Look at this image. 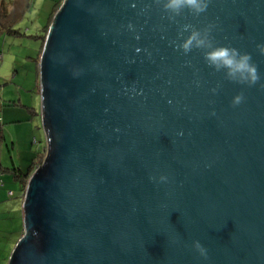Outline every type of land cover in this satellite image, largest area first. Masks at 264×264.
Masks as SVG:
<instances>
[{
	"label": "water",
	"instance_id": "water-1",
	"mask_svg": "<svg viewBox=\"0 0 264 264\" xmlns=\"http://www.w3.org/2000/svg\"><path fill=\"white\" fill-rule=\"evenodd\" d=\"M183 24H212L261 81H226L174 48ZM261 42L264 0H209L174 21L154 0H63L38 63L48 152L7 264H264Z\"/></svg>",
	"mask_w": 264,
	"mask_h": 264
},
{
	"label": "rangeland",
	"instance_id": "rangeland-1",
	"mask_svg": "<svg viewBox=\"0 0 264 264\" xmlns=\"http://www.w3.org/2000/svg\"><path fill=\"white\" fill-rule=\"evenodd\" d=\"M59 1L0 0V215L10 222L22 211V197L21 186L7 169L24 168L33 149L46 142L36 58L42 27L52 23ZM17 239L18 232L0 230V264H7Z\"/></svg>",
	"mask_w": 264,
	"mask_h": 264
},
{
	"label": "clouds",
	"instance_id": "clouds-1",
	"mask_svg": "<svg viewBox=\"0 0 264 264\" xmlns=\"http://www.w3.org/2000/svg\"><path fill=\"white\" fill-rule=\"evenodd\" d=\"M163 10L169 21H174L185 10L194 16L206 12L209 6V0H154ZM213 25L209 24L203 28H197L191 24H183L177 32V39L173 40L172 46L187 56L193 49L200 50L204 62L215 72L222 73L223 79L237 84L252 86L261 81V73L252 59L250 53L240 49L227 46L216 45L213 43L210 33ZM257 50L264 55V42L257 44ZM220 87L217 83L210 91L215 94ZM242 92H237L231 98L233 106L239 105L244 100ZM178 135L182 133H177ZM157 182L166 183L168 177L159 175L149 177ZM192 248L200 257L207 259V249L199 240L192 241Z\"/></svg>",
	"mask_w": 264,
	"mask_h": 264
},
{
	"label": "trees",
	"instance_id": "trees-1",
	"mask_svg": "<svg viewBox=\"0 0 264 264\" xmlns=\"http://www.w3.org/2000/svg\"><path fill=\"white\" fill-rule=\"evenodd\" d=\"M62 2H63V0H60L57 3L56 7L54 8L55 9L54 12H56L58 10V8L62 4ZM49 26H50V23H48L46 26L42 27V30H41V32H42V35L40 37V39H41L40 40V45L41 46L39 48V51H38V54H37V58H36V66H37V68H38V61H39V58H40L39 55H40V53L42 51L43 42H44V39H45V37L47 35V31H48ZM9 32H14V30H10ZM1 58H2V52H0V59ZM28 109H30V108H28ZM32 143L36 144L37 143V139H36V142H35V139H33ZM47 152H48L47 143L45 142V143H43L42 146L38 145V146H36L33 149V152L30 153V156L27 159L28 163H27V165L24 168H22L21 166H13L12 169H10V170L7 169V171H10L11 174H12V178L10 177L11 180L18 182L19 185L21 186L22 202H23V199H24L23 195H24V191L26 189L27 180L33 174V172H35L36 169H38L44 163V160L46 158L45 155H47ZM3 170L4 169H2V166L0 164V174L3 173ZM0 182L2 183L1 180H0ZM7 195L8 196H12L11 191H8ZM18 215H20V213ZM18 215H17L16 219H11V222L7 221V219L2 218L3 216L0 215V230H2V233L18 232V238L22 235L23 227H22V224H20ZM11 250L12 249H10V251Z\"/></svg>",
	"mask_w": 264,
	"mask_h": 264
},
{
	"label": "crops",
	"instance_id": "crops-1",
	"mask_svg": "<svg viewBox=\"0 0 264 264\" xmlns=\"http://www.w3.org/2000/svg\"><path fill=\"white\" fill-rule=\"evenodd\" d=\"M19 221H20V224H22V227H23V221H22V211L20 212V215H19Z\"/></svg>",
	"mask_w": 264,
	"mask_h": 264
}]
</instances>
